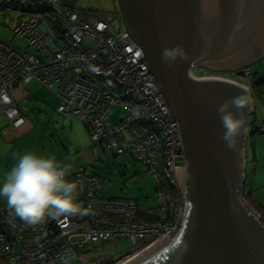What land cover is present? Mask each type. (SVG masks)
<instances>
[{
  "label": "built area",
  "instance_id": "obj_1",
  "mask_svg": "<svg viewBox=\"0 0 264 264\" xmlns=\"http://www.w3.org/2000/svg\"><path fill=\"white\" fill-rule=\"evenodd\" d=\"M0 11L21 14L10 29L32 50L0 43V109L9 124L20 128L26 123L12 89L37 81L58 97V115L72 114L90 125L93 147L102 150L104 145L116 156L130 153L146 165L159 203L147 213L136 199L101 197L100 178L82 166L69 178L78 182L79 200L85 207L91 205L90 214L46 218L31 226L0 207V261L63 264L61 257L69 254L70 264H89L80 251L127 237L134 249L107 263L124 264L174 234L183 211L176 176L184 165L179 130L166 114V106H160L162 96L149 86L154 87L152 76H142L148 71L144 55L126 30L121 13L115 11L119 26L115 32L108 19L82 9L77 0L71 6L61 5L60 0H0ZM244 72L252 80L250 69ZM192 74L237 82L222 73ZM117 107L122 114L113 123L110 118ZM262 123H252V133L264 134Z\"/></svg>",
  "mask_w": 264,
  "mask_h": 264
},
{
  "label": "water",
  "instance_id": "obj_2",
  "mask_svg": "<svg viewBox=\"0 0 264 264\" xmlns=\"http://www.w3.org/2000/svg\"><path fill=\"white\" fill-rule=\"evenodd\" d=\"M141 48L149 85L177 123L184 165L176 170L183 199L179 229L124 264H264V221L244 192L251 92L241 83L196 78L194 70L232 72L264 59V0H113ZM181 45L186 58L162 59ZM246 92L235 108L244 124L228 147L218 108Z\"/></svg>",
  "mask_w": 264,
  "mask_h": 264
},
{
  "label": "rangeland",
  "instance_id": "obj_3",
  "mask_svg": "<svg viewBox=\"0 0 264 264\" xmlns=\"http://www.w3.org/2000/svg\"><path fill=\"white\" fill-rule=\"evenodd\" d=\"M77 1L82 9L99 12L108 19L115 32L119 30L113 0ZM60 4L71 6L73 0H60ZM0 14H5V12L0 11ZM19 15H21L19 12H13L11 17L18 18ZM15 47L25 52L32 51L29 48L27 49L26 42L20 40ZM255 68L256 64L249 67L252 72ZM194 72L196 75H201L198 71ZM231 76L238 83L248 86L251 92L255 114L248 119V139H250V136H252V123L256 121V117L259 121L263 120L258 117L262 108H264L263 99H260L261 95H264L262 82L257 77L256 86L254 87L247 77L237 76L236 74H231ZM42 87L33 82L29 85H23L13 95L25 118L35 126V131L32 134L34 138L39 139L40 147L51 146L50 144L53 143L54 147L51 146L52 152L50 153L61 161L71 163L73 166L71 171L76 172L78 168L86 165L87 172L98 176L102 182V189L99 191L101 197L136 199L140 209L143 212L147 211V213L156 208L159 204L156 185L149 168L137 161L130 153L116 156L113 151L104 145L102 150L93 147L90 125L77 121L72 114L66 117L58 115L56 113L59 104L58 99L53 92H49ZM54 99L56 103L53 102ZM41 104L43 105L41 106ZM120 114H122V109L117 107L110 118L111 122H117ZM48 139L51 143L48 142ZM62 150H64V154ZM247 152L249 155L251 154L250 147ZM132 249H134V246L131 245L127 237H116L87 247L84 251H80V254L89 264L93 261L98 264H107L120 259ZM0 264L28 263L20 260L14 262L0 261ZM73 264H82V262L77 261Z\"/></svg>",
  "mask_w": 264,
  "mask_h": 264
},
{
  "label": "clouds",
  "instance_id": "obj_4",
  "mask_svg": "<svg viewBox=\"0 0 264 264\" xmlns=\"http://www.w3.org/2000/svg\"><path fill=\"white\" fill-rule=\"evenodd\" d=\"M161 55L167 63L186 58L187 53L183 46L176 45L164 48ZM245 106H250V99L242 92L218 108L224 128L222 139L230 148L244 124L243 116H237L233 109ZM72 167L52 154L24 152L0 179V200L15 217L31 226L46 218L88 216L91 205L85 207L79 200L78 182L69 178ZM61 259L63 264H70L71 255L65 254Z\"/></svg>",
  "mask_w": 264,
  "mask_h": 264
},
{
  "label": "crops",
  "instance_id": "obj_5",
  "mask_svg": "<svg viewBox=\"0 0 264 264\" xmlns=\"http://www.w3.org/2000/svg\"><path fill=\"white\" fill-rule=\"evenodd\" d=\"M11 16L12 13L0 14V43H5L18 49V47H15L17 46V42L19 40H24L16 37L11 31V24L19 18H12ZM18 50L22 51L21 49ZM250 71L252 72V70ZM252 73L255 76L257 75L256 77H258V80L262 82V91L264 92V59L256 64V68ZM33 82L40 85L37 81H32L29 84ZM23 85L25 84H20L14 87L11 91V96L13 97L14 92L19 91L20 87ZM55 97L58 99L56 95ZM261 98L263 99L264 104V95H261L260 99ZM53 102L56 103L55 99ZM42 105L43 104H41V106ZM258 117L264 120V108H262L261 114ZM256 120L259 121L257 117ZM262 124L264 126V121ZM34 131L35 126L27 119L26 123L20 128H13L9 124L5 114L0 109V179L3 178L7 170L15 163L17 157L24 152L35 151L41 154H51V146L54 147L53 143L50 144L51 146L40 147L41 143L38 141L39 139L34 138L32 134ZM48 142L51 143L49 139ZM249 147L251 149L250 155L247 152ZM62 153L64 154V150H62ZM245 162V181L243 185L244 196L248 204L264 219V134H252V136H250L245 149ZM74 172L75 171H71L70 175ZM0 207L4 210H9L6 203L2 200H0Z\"/></svg>",
  "mask_w": 264,
  "mask_h": 264
},
{
  "label": "flooded vegetation",
  "instance_id": "obj_6",
  "mask_svg": "<svg viewBox=\"0 0 264 264\" xmlns=\"http://www.w3.org/2000/svg\"><path fill=\"white\" fill-rule=\"evenodd\" d=\"M194 71H198V72H202V70H194ZM205 71H207V72H209V73H222V74H224V75H226V76H231V74H235V73H232V72H226V71H222V72H214V71H210V70H205ZM232 77V76H231Z\"/></svg>",
  "mask_w": 264,
  "mask_h": 264
},
{
  "label": "trees",
  "instance_id": "obj_7",
  "mask_svg": "<svg viewBox=\"0 0 264 264\" xmlns=\"http://www.w3.org/2000/svg\"><path fill=\"white\" fill-rule=\"evenodd\" d=\"M252 74V73H251ZM257 77L254 75V74H252V80H250L252 83H253V86L255 87L256 86V82H257V79H256ZM252 134H255V133H252ZM263 219V218H262ZM263 221H264V219H263Z\"/></svg>",
  "mask_w": 264,
  "mask_h": 264
}]
</instances>
